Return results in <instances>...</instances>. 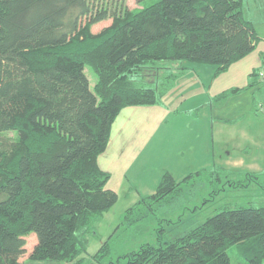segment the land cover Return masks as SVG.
<instances>
[{
  "label": "trees",
  "instance_id": "trees-1",
  "mask_svg": "<svg viewBox=\"0 0 264 264\" xmlns=\"http://www.w3.org/2000/svg\"><path fill=\"white\" fill-rule=\"evenodd\" d=\"M242 7L243 0H160L138 10L125 0H0V134H13L0 138V264H22L24 256L62 264H230L233 246L243 264H264V207L224 208L170 242L115 257L111 237L86 259L85 236L117 200L98 165L111 126L121 110L160 106L164 95L141 83L146 67L209 65L217 75L262 44L260 68L250 75L264 92V40ZM85 68L95 76L93 90ZM162 177L123 223L141 222L190 178Z\"/></svg>",
  "mask_w": 264,
  "mask_h": 264
},
{
  "label": "rangeland",
  "instance_id": "rangeland-1",
  "mask_svg": "<svg viewBox=\"0 0 264 264\" xmlns=\"http://www.w3.org/2000/svg\"><path fill=\"white\" fill-rule=\"evenodd\" d=\"M159 1L125 0V5L138 10ZM242 9L264 40V0H243ZM110 23H101L92 32ZM262 49V44L257 45L250 55L217 75L215 66L180 62L156 63L142 71L141 83L164 94L162 105L119 112L115 121L121 115L126 118L119 124L127 125L122 139L131 135L129 150L117 147L126 139L111 134L115 121L111 126L108 146L99 158L109 153L104 164L109 173L106 189L114 190L117 200L94 233L85 236L86 259L111 237L115 257L143 245L170 242L224 208L264 207V92L259 85H251L250 75L260 68ZM85 74L93 90L95 76L89 68ZM223 93L231 95L221 99ZM3 137L13 134L1 133ZM165 174L177 182L190 178L180 185L176 197L155 203L141 222L123 223L126 211L154 195ZM33 242L34 236L28 238L27 251ZM239 253L237 246L227 250L230 264H243Z\"/></svg>",
  "mask_w": 264,
  "mask_h": 264
},
{
  "label": "crops",
  "instance_id": "crops-1",
  "mask_svg": "<svg viewBox=\"0 0 264 264\" xmlns=\"http://www.w3.org/2000/svg\"><path fill=\"white\" fill-rule=\"evenodd\" d=\"M123 115H121V117L119 118V119H117L116 121H115V123H114V125H113V128H112V130H111V134H119L120 135V140H124V139H126L123 143H122V145H119V146H117V147H120V148H127L128 150H129V148H130V143H131V141H132V138H131V135H130V133H128L127 135H125V138L124 139H122V137H123V133H122V131L123 132H126L125 131V128L127 127V125H123L122 127L120 126V124H119V121H121V120H123V119H126L124 116L122 117ZM158 119L159 120H161L162 119V115H159L158 116ZM146 137V136H145ZM129 138H131V139H129ZM108 146V145H107ZM131 147H133V145H131ZM115 151V150H114ZM122 152H123V150H122ZM121 152V153H122ZM109 153H107L106 155H104L103 157H101V158H98V165H99V168L103 171V172H105V173H107V174H109L108 173V171H107V169L104 167V164L106 163V161H108V159H106V157H107V155H108ZM111 191H113L114 192V190H111ZM34 243V242H33ZM33 243H32V245H33ZM32 246H30V248H31ZM30 248H28V250H30ZM26 258H27V256H24V258H23V263L22 264H48V263H45V262H43V263H39V262H31V261H27L26 260ZM51 264H61V263H51Z\"/></svg>",
  "mask_w": 264,
  "mask_h": 264
}]
</instances>
